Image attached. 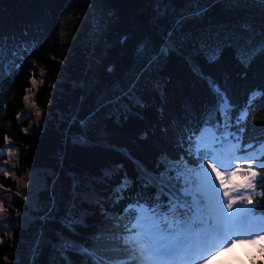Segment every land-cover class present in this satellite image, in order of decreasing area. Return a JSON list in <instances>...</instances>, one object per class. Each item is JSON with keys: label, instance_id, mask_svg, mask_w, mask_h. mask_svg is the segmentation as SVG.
<instances>
[{"label": "trees", "instance_id": "16d2710c", "mask_svg": "<svg viewBox=\"0 0 264 264\" xmlns=\"http://www.w3.org/2000/svg\"><path fill=\"white\" fill-rule=\"evenodd\" d=\"M102 1L113 7L101 26L107 33L108 50L100 62V81L96 87L86 89L83 83L87 73L80 69L79 55L62 49L61 33L66 29L63 34L69 47L82 44L85 32L92 39L93 31H88L101 24L97 8ZM196 5L206 9L204 15L184 19L181 24V30L193 38L214 34L217 29L222 30L221 34L223 30L239 33L244 22L264 27V13L258 5L241 3L234 7L230 0H0V34L37 42L34 50L26 54L5 94V109L0 112V167L8 173H0V185H3L0 200L7 209L0 219L8 223V229L0 231L3 240L0 264H31L30 252L41 238V231L43 243L35 264H50L52 249L47 242H55L58 231L71 235L62 228L59 217L71 199L73 176L99 177L102 170L122 164L128 176L135 180V162L155 171L162 153L179 158L182 150L175 146L171 121L186 123L188 109L197 120L206 106L215 104L207 80L194 71L187 59L190 53L199 73L218 83L232 105L240 104L254 89L264 90V56H258L245 68L231 48H225L215 63H208L202 54L196 55L190 46H185L171 52L150 71H144L145 62L137 55L138 45L148 42L157 49L175 20L191 13ZM164 8L167 16L159 18L157 9ZM141 72L143 78L137 92L144 107L120 113H114L110 107L96 110L98 100L94 101V94L105 91L110 96L115 87L126 88ZM6 78V74L0 76V83ZM102 80L106 84L100 89ZM37 112L41 115L37 116ZM80 121H85L86 127H81ZM247 122L257 131L264 128V103H257ZM165 127L169 129L167 134L161 131ZM79 136L86 143H74L73 137ZM188 162L193 163L191 158ZM119 181L117 175L106 183H94V187L106 198ZM33 182L35 199L44 211L50 197L55 195L60 208L52 214L55 219L42 222L38 217L43 212L30 211ZM137 188L139 185L134 183L125 195H133ZM128 202L125 199L115 207L105 203L104 207L119 214ZM83 207L95 214L87 218L89 227H78L79 235L71 238L86 242L96 231L94 225L100 224L103 217L98 207L87 204ZM18 222H23L22 226ZM69 256L74 264H80V256L74 253ZM256 264H264V258Z\"/></svg>", "mask_w": 264, "mask_h": 264}, {"label": "snow or ice", "instance_id": "6c2138e0", "mask_svg": "<svg viewBox=\"0 0 264 264\" xmlns=\"http://www.w3.org/2000/svg\"><path fill=\"white\" fill-rule=\"evenodd\" d=\"M230 2L234 7L241 3L258 5L264 13V0ZM205 11L196 5L191 13L177 18L157 49L148 42L138 45L137 55L145 62L144 71H150L171 52L185 46H190L196 55L202 54L208 63H215L225 48H231L245 68L258 56H264V27L257 28L250 22L242 23L239 33L223 30L221 34L222 30L217 29L214 34L199 38L181 30L184 19L203 16ZM157 16H167V9H157ZM36 46L35 41L0 34V76L6 74L14 81L24 56ZM187 59L194 71L207 80L215 104L204 108L198 128L190 109L187 110L186 123L176 119L171 121L175 146L182 150V154L173 159L162 153L155 171L135 162V180L128 176L122 164L102 170L99 177L73 176L71 199L65 203L64 214L59 217L62 228L71 235L58 231L57 240L47 242L52 249L50 264H61V261L74 264L69 253L80 256V264H210V260L221 253H231L237 244L260 245V255L264 257V203L257 199L264 198V128L257 131L253 127L249 142H244L247 117L258 102L264 103V90H252L245 105L233 116L235 109L227 93L211 77L199 73V66L191 53ZM108 71L111 72L112 68L109 67ZM142 78L143 72L137 74L126 88L115 87L112 95L99 96L96 110L110 107L114 113H120L133 107H144L137 92ZM32 84H36L35 76ZM3 91L0 83V94ZM24 99L28 100V97ZM80 124L86 127L85 121ZM168 130L167 127L161 129L165 134ZM73 142L86 143V140L79 136L73 137ZM188 158L192 159V164ZM0 173L8 174L2 167ZM117 175L120 176L119 183L112 186L106 198L100 196L94 183H106ZM55 183L54 179L53 189ZM134 183L139 185L136 194L126 196ZM149 189L153 191L149 193ZM125 199L130 202L119 214L104 207L105 203L115 207ZM85 204L98 207L103 221L94 225L96 231L87 237L86 242H81L71 237L79 235L78 227H89L87 218L95 214L83 207ZM29 209L43 212L38 217L42 222L55 219L52 214L60 211L55 195L50 197L47 211L43 210L35 199V182ZM6 211L0 200V214ZM27 217L28 213H25V219ZM22 223L18 222V226ZM42 236L41 231V238L31 249V264H35V258L40 254ZM251 258L255 264L256 257L252 255Z\"/></svg>", "mask_w": 264, "mask_h": 264}, {"label": "rangeland", "instance_id": "374dc122", "mask_svg": "<svg viewBox=\"0 0 264 264\" xmlns=\"http://www.w3.org/2000/svg\"><path fill=\"white\" fill-rule=\"evenodd\" d=\"M100 12L99 19L101 24L98 25V27H94V29H91L88 32H92V39L88 38L87 32L83 34L85 37L82 44L76 45L74 47H69L66 44V38L63 33H65L66 29L63 30V33H61V41H62V49L65 50L67 53L69 51H76L79 55V62H80V69H83V73H87L86 77L84 79L83 85L88 88L96 87L98 82L100 81L102 77V73L100 72V62L102 61V58L104 57L105 53L108 50V44L106 43V31L101 28V26L104 24V21L106 19V16L110 15L113 11V7L105 3V1H102L101 6L97 8ZM72 34H69L71 36ZM70 45V44H69ZM70 53V52H69ZM87 66V68H86ZM106 82L102 80V83L100 85V89H102V86H105ZM99 89V91H100ZM98 89L95 88V92ZM105 91L97 92V94H94V101L96 102L98 100L99 95L105 94ZM2 229H8V223L6 221H2L0 219V231Z\"/></svg>", "mask_w": 264, "mask_h": 264}, {"label": "bare ground", "instance_id": "6f19581e", "mask_svg": "<svg viewBox=\"0 0 264 264\" xmlns=\"http://www.w3.org/2000/svg\"><path fill=\"white\" fill-rule=\"evenodd\" d=\"M246 101H247V97H245L243 100H241V102H240V104H238V107H243L244 105H245V103H246ZM203 113V112H202ZM251 114V112L249 113V115ZM202 115V114H201ZM249 115H248V118H249ZM248 118H247V120H246V126H247V131H246V133H245V135H244V138L246 139V142L248 143L249 142V140H250V137L252 136V127L250 126V124L247 122L248 121ZM199 123H200V117L197 119V120H195V124H196V126H197V128L199 127ZM137 192V191H136ZM136 192L133 194V196L136 194ZM126 205V204H125ZM124 205V206H125Z\"/></svg>", "mask_w": 264, "mask_h": 264}]
</instances>
